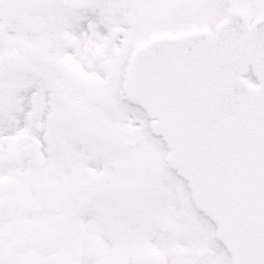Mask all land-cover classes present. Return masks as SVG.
Wrapping results in <instances>:
<instances>
[{"label":"snow or ice","instance_id":"obj_1","mask_svg":"<svg viewBox=\"0 0 264 264\" xmlns=\"http://www.w3.org/2000/svg\"><path fill=\"white\" fill-rule=\"evenodd\" d=\"M0 264H264V0H0Z\"/></svg>","mask_w":264,"mask_h":264}]
</instances>
